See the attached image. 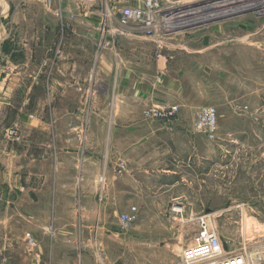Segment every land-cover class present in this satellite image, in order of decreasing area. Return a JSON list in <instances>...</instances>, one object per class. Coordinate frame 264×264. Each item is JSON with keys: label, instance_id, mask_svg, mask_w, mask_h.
Here are the masks:
<instances>
[{"label": "crops", "instance_id": "obj_1", "mask_svg": "<svg viewBox=\"0 0 264 264\" xmlns=\"http://www.w3.org/2000/svg\"><path fill=\"white\" fill-rule=\"evenodd\" d=\"M86 1L84 7L76 8L72 6L73 0H63L66 40L60 56L54 58L48 90H40L37 99L39 78L44 76L47 60H53L52 50L50 53L46 50L50 45L45 42L42 26L55 21L54 12L41 0H0V63L5 66L0 70V75L5 74L0 80V264L17 261L22 264H122L126 248L130 245L137 248L134 244L137 240L142 242L138 244L140 251L142 248L148 253L165 252L179 261L189 246L187 240L174 237L172 241L152 246L153 238H145L141 232L129 237L128 233L115 230L116 218L111 221L110 218L117 215V210L109 217L106 214L113 204L108 192L115 189L116 196L122 200L127 196V204L122 202V206H134L139 215L149 214L150 208L158 205L156 200L166 194L165 207L182 211L186 206H205L203 169L194 161L199 158L198 144L203 141L202 136L194 134V123L204 101L191 98L187 85L180 81L185 75L179 69L170 70L163 86H150L142 81L145 79L140 70L126 73L130 67H140L141 56H126L123 35L115 31L111 37L109 32L103 36L105 44L98 50L97 44L104 33L100 9L95 0ZM30 16L37 19L30 21ZM6 17H10L8 22H4ZM46 18L47 23L43 22ZM58 27L52 22L46 28L48 36H57ZM200 42H205L201 49L185 51L193 57L192 66L207 63L219 75L220 42ZM4 46L19 49L20 55L10 56L9 51L4 52ZM150 49L144 50L148 60ZM203 66L201 70L190 69L187 78H204ZM25 99L36 107L37 120H28L22 108L14 107L23 105ZM156 101L178 106L171 126L142 119L144 108ZM13 118L26 131L23 137L26 146L33 143L30 132H40L35 143L37 146L40 140L39 154L31 152L36 146L21 152L7 142L3 134L5 121L12 120V124ZM50 128H53L52 136ZM5 143L10 144L6 147ZM19 159L21 163L16 164ZM25 161L40 162L43 169L32 171L23 165ZM119 162L125 164V171L115 178ZM64 174L70 176L71 189L89 191L90 195L97 193L101 176L106 181L102 203L93 197L66 200L69 208H84L79 222L75 216L63 222L57 218L55 208L62 204L60 200L34 198L37 191H54L55 181L61 183ZM78 176L83 183L77 182ZM36 178L40 179V185L35 183ZM20 189L24 192L18 198L10 197ZM31 206L40 209V214L37 211L40 222L32 232L35 238L40 236L36 252L40 260L39 257L30 259L31 250L18 242L21 240L19 227L34 226L29 221L34 216ZM179 218L177 213L172 217L181 222L182 217Z\"/></svg>", "mask_w": 264, "mask_h": 264}, {"label": "rangeland", "instance_id": "obj_2", "mask_svg": "<svg viewBox=\"0 0 264 264\" xmlns=\"http://www.w3.org/2000/svg\"><path fill=\"white\" fill-rule=\"evenodd\" d=\"M41 1L54 12L55 21H50L44 27L42 26L45 42L50 45L46 50L48 53L52 50L53 60H47L44 76L42 79L39 78L37 96L35 95L37 99L40 98V90L43 88L48 90L54 58L60 56L66 40L64 25L67 23L61 11L63 0ZM160 1L162 10L158 16L152 18L153 28L133 30L132 26V30H126L123 34L116 32L119 36L123 35L126 56L133 54L141 56L140 67H130L129 69L133 70L128 69L126 73L140 70L142 79H145L142 81L149 83L150 86H163V83L168 80L165 79V76L170 73L172 68L182 71L185 77L180 81L187 85L191 98L199 102L203 100V107L215 108L217 134L215 141L210 142L203 134L194 130L195 135L203 138V141L198 144L199 158L194 161L198 164V168L203 169L205 206L203 208L186 206L182 211L176 209L177 207H165L166 194L156 200L158 205L154 208L151 207L149 214L139 215L137 213L135 222L124 233L129 235L141 232L143 234L141 236L153 238L152 246L159 245L161 241H172L171 238L174 237L187 240V245H190L192 236L197 230L195 219L200 216H208L209 227L214 228L217 234L223 238L226 252H234L237 255L246 247L248 253L253 254L256 258V254L264 250V0ZM224 1L226 3H223ZM86 3V0H73L72 6L80 8L84 7ZM95 4L100 9L101 24L106 21L111 26L117 27L112 18H106L107 10L112 6L110 0H95ZM180 15L184 16L174 19ZM9 19L10 17H6L4 22H8ZM36 19V17L34 19V16L33 18L30 16V21ZM48 21L49 19L46 18V21L43 22L47 23ZM52 22L59 25L57 36H50L51 34L48 36L49 32L46 28H49ZM106 33L105 31V37ZM109 34L111 37L113 33L110 31ZM201 40L220 42L221 69L219 75L216 68L212 69L207 63H204L203 66L198 62L193 67V57L186 55L187 49H201L202 44L205 43L200 42ZM53 42L54 45H52ZM182 44H188L189 47H184ZM210 44L212 45V43ZM9 45L11 46V44ZM146 48H151L150 60L144 54ZM3 50L7 51L6 53L9 51L10 56L14 53L20 55V50L16 48L6 49L4 46ZM202 66L204 78H187L190 69L201 70ZM3 67H5L4 63H0V70ZM160 103L156 101L153 104ZM14 107L22 108L28 120H37L36 107L30 100L25 99L23 105L17 104ZM15 112L14 110L13 113L15 114ZM10 121L12 120L5 121L3 132L7 142H11L14 148L21 152L36 146L35 143L40 137L39 131L30 132V136H33V145L29 143L26 146L23 142L26 131L22 130L15 119L12 124ZM50 131V136H52L53 128H50ZM9 144L5 143L4 145L8 147ZM31 152L40 153V140ZM20 163L21 159L16 161V164ZM23 165L32 171L39 172L43 169L40 162L28 163L25 161ZM114 175L115 178L119 176L116 173ZM69 178L68 174H64L61 183L58 184L55 181L54 191H37L34 193V198L60 200L62 204L55 208L57 209V218L63 222L75 216L79 222L82 215L81 210L84 208L79 206L69 208L65 203L66 200L93 197L98 203H102L105 194L102 197L98 190L97 193L90 195L89 191L71 189L68 185ZM115 178L112 180L113 188L117 184ZM77 179L78 183L82 182L79 176ZM39 181L40 179H35V183L38 185H40ZM23 192V189L14 191L10 197L18 198ZM108 193L113 204L112 209L106 214L109 217L112 212L117 210V215H111L110 221L116 218L115 230L119 232L120 215L135 207H123L122 202L127 204L128 197L124 196L125 200L118 198L115 189ZM116 204L119 207H116ZM30 208L34 212V216L29 221L34 226L25 228L20 226L18 234L22 241L18 242L25 244L31 250L30 259L36 258L37 260L39 257L38 260H40V255L36 254L40 245V236L35 238L32 233L38 221L40 222V215H38L40 209L35 206ZM53 209V206L49 208L50 211ZM180 212L182 213L180 214ZM176 213L179 215V219L182 217L181 222L172 219ZM51 216L50 224L52 223ZM247 221L251 224L250 231H247L245 227ZM245 231L247 232L245 233ZM13 241L17 242V240ZM141 243L137 240L134 242L135 245L137 244V248H132L131 245L130 248H126L124 258L121 260L122 264H176L178 261L176 256L161 251L148 253L146 249L141 248V251H145V254H142L138 249V244ZM113 255L115 258L117 253L115 252ZM20 257L18 256V258ZM12 264H22V261L12 262Z\"/></svg>", "mask_w": 264, "mask_h": 264}, {"label": "built area", "instance_id": "obj_3", "mask_svg": "<svg viewBox=\"0 0 264 264\" xmlns=\"http://www.w3.org/2000/svg\"><path fill=\"white\" fill-rule=\"evenodd\" d=\"M44 1L50 2V0ZM110 2L112 6L107 10L106 18H112L117 27L104 21L101 24L104 32L115 31L123 34L126 30H132V26L133 30H149L154 27L152 18L158 16L162 10L160 0H110ZM103 36L104 33L101 34L97 44L98 50L105 44ZM178 110V106L173 104H150L143 110L142 119L146 122H158L171 126ZM194 130L203 134L208 141H215L217 112L214 107L206 106L200 109L194 123ZM124 171L125 164L119 162L115 168L116 175L121 176ZM98 193L102 197L106 193V181L103 176L98 179ZM130 209L119 217L120 233H124L136 220V209ZM195 220L197 230L192 236L191 244L181 253L178 264H264V250L257 253L256 258L248 253L246 247L237 255L234 252H226L223 238L214 228L209 227L208 216H200Z\"/></svg>", "mask_w": 264, "mask_h": 264}, {"label": "bare ground", "instance_id": "obj_4", "mask_svg": "<svg viewBox=\"0 0 264 264\" xmlns=\"http://www.w3.org/2000/svg\"><path fill=\"white\" fill-rule=\"evenodd\" d=\"M236 2H237V1H236ZM223 3H226V2L224 1ZM183 16H184V15H180V16H178V17L176 16V18L174 17V19H177V18H180V17H183ZM242 223H243V222H242ZM242 225H243V224H242ZM250 225H251V224L249 223V221H247L246 226H245L247 231H248V230L250 231ZM247 231H245V233H246ZM248 235H249V234H248Z\"/></svg>", "mask_w": 264, "mask_h": 264}, {"label": "water", "instance_id": "obj_5", "mask_svg": "<svg viewBox=\"0 0 264 264\" xmlns=\"http://www.w3.org/2000/svg\"><path fill=\"white\" fill-rule=\"evenodd\" d=\"M5 78V74H1L0 75V80L4 79ZM224 244V243H223Z\"/></svg>", "mask_w": 264, "mask_h": 264}]
</instances>
